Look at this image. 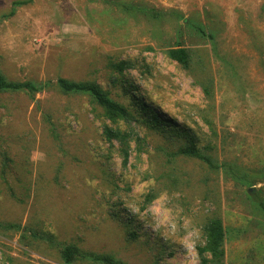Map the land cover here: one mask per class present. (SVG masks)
Wrapping results in <instances>:
<instances>
[{"label":"rangeland","instance_id":"1","mask_svg":"<svg viewBox=\"0 0 264 264\" xmlns=\"http://www.w3.org/2000/svg\"><path fill=\"white\" fill-rule=\"evenodd\" d=\"M13 1L0 0V68L8 78L94 79L127 103L106 63L134 59L149 73L130 69L127 76L146 100L204 137L201 144L210 141L220 161L264 175V0H27L7 17ZM123 2L165 15L130 14ZM186 18L213 32L207 41L183 39L207 62L197 76L212 78L211 104L193 70L164 52L179 41L175 26ZM102 122L86 96L63 95L51 84L33 98L0 93V149L11 158L0 172V221L46 230L127 264H199L202 227L217 211L225 264H263L264 224L242 184L197 158L170 156L177 138L142 123L133 124L139 140L131 141L123 166L117 143L103 140ZM254 189L264 198V181L248 191ZM149 192L157 196L144 205ZM26 233L20 241L19 231L0 229V264H62L55 248Z\"/></svg>","mask_w":264,"mask_h":264},{"label":"trees","instance_id":"2","mask_svg":"<svg viewBox=\"0 0 264 264\" xmlns=\"http://www.w3.org/2000/svg\"><path fill=\"white\" fill-rule=\"evenodd\" d=\"M27 0H14L12 9L6 15L12 16L15 7L27 3ZM123 10L136 14L141 13L147 19L160 20L165 15V12L148 6L141 2H123L120 3ZM175 13L177 20L183 19L180 11ZM184 33L191 42L197 43L199 39H212L213 32L207 30L201 23L192 19L186 18L183 24H176L175 37L179 39L175 45L167 47L165 55L176 61L183 69L193 70L196 74V84H199L203 96L213 102V80L203 74L197 76V69L203 71L207 68V62L196 53V50L184 44ZM196 55V59L194 58ZM106 67L111 72V81L117 83L123 90L128 101L127 103L120 102L113 98L110 91L104 88L97 80L81 79L73 80L65 77H57L53 84L50 81L44 83L35 80H17L8 78L0 68V93H18L23 92L29 97L44 91L49 84L63 95L86 96L89 99L92 108L97 111V115L103 119L102 122V137L109 145L113 142L117 143V153L121 157L122 165H126L130 155L131 141L138 139V134L134 133V125L142 123L150 129H156L159 132L168 134V138L176 137L179 143L175 144L170 156H185L199 159L204 163L211 173H222L224 178L232 179L235 185H243L245 201L252 209L253 215L261 216L260 220L264 224V198L260 196L259 190L248 191L250 187L264 181V175L258 179L251 176L246 171L241 170L236 164L220 161L211 150L210 141L204 144V137H199L188 126L176 123L172 118H168L160 112L156 105L146 100L145 95L139 90L136 85L127 76V71L136 69L141 73H149L145 71L138 61L130 58H108ZM147 68V67H146ZM212 107V106H210ZM208 124L210 122L206 120ZM124 123L126 128L121 127ZM211 128V125H209ZM210 149V150H209ZM170 150V149H169ZM0 172L5 173L10 165L11 158L5 149H0ZM168 178L173 181H178L171 173L167 174ZM172 175V176H171ZM157 196L154 192H149L144 197V205H149ZM145 207H142V209ZM0 229L5 231H19V240L25 238L29 232L30 237L34 242L43 241L49 244L51 248L58 251L59 258L62 264H127L121 258L112 253L92 251L81 248L79 245L72 242L59 241L53 234L46 230H35L31 226L21 225L17 222L0 221ZM225 226L217 211H212L202 227L203 243L196 245V252L199 264H225ZM131 236L136 235L134 231L129 232ZM28 237V236H27ZM151 264H160L155 261ZM264 264V262H263Z\"/></svg>","mask_w":264,"mask_h":264}]
</instances>
